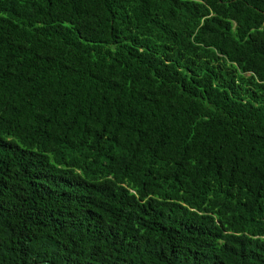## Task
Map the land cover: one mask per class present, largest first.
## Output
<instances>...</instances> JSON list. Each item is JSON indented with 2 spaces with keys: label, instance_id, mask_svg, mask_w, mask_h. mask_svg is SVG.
Returning <instances> with one entry per match:
<instances>
[{
  "label": "trees",
  "instance_id": "obj_1",
  "mask_svg": "<svg viewBox=\"0 0 264 264\" xmlns=\"http://www.w3.org/2000/svg\"><path fill=\"white\" fill-rule=\"evenodd\" d=\"M0 264H264V0H0Z\"/></svg>",
  "mask_w": 264,
  "mask_h": 264
}]
</instances>
